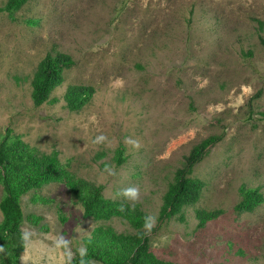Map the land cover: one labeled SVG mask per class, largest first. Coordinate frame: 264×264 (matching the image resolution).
I'll list each match as a JSON object with an SVG mask.
<instances>
[{
    "label": "rangeland",
    "instance_id": "obj_1",
    "mask_svg": "<svg viewBox=\"0 0 264 264\" xmlns=\"http://www.w3.org/2000/svg\"><path fill=\"white\" fill-rule=\"evenodd\" d=\"M56 52L74 65L35 106L34 72ZM82 84L95 93L71 111L65 93ZM7 133L57 152L72 178L103 186L106 198L139 205L159 258L264 264V200L236 209L247 190L264 198V0H29L0 12V142ZM210 136L219 141L192 173L204 182L200 199L160 220L176 171ZM132 186L135 200L122 194ZM22 208L20 264H68L100 224L134 232L119 217H85L66 181L31 190ZM199 209L221 213L199 227Z\"/></svg>",
    "mask_w": 264,
    "mask_h": 264
},
{
    "label": "trees",
    "instance_id": "obj_2",
    "mask_svg": "<svg viewBox=\"0 0 264 264\" xmlns=\"http://www.w3.org/2000/svg\"><path fill=\"white\" fill-rule=\"evenodd\" d=\"M29 0H7L0 5V12L14 14ZM74 65L72 57L63 52L48 53L38 63L32 78V102L41 106L51 98L52 92L65 80V71ZM95 88L87 85H70L65 93V101L71 111H79L89 102ZM219 141L218 136H210L195 145L183 168L176 171L163 197L160 220L178 216L183 208L195 204L201 196L204 182L192 175L194 167L200 163L209 148ZM122 162V161H120ZM0 184L3 197L0 201L2 220L0 222V264H20V256L25 248L22 224L24 211L22 197L30 192L56 182L66 181L73 195L82 203L85 217L96 221H107L113 217L126 220L134 229L132 233L117 232L112 226L98 225L85 238L86 255L77 252L68 264H179L159 258L151 251L148 234V214L139 205L121 204L105 197L103 186L84 179L72 178L57 152H42L20 137L7 133L0 142ZM259 190H247L245 199L236 209L239 212L253 211L263 202ZM220 210L199 209V227L216 218ZM183 218V216H181Z\"/></svg>",
    "mask_w": 264,
    "mask_h": 264
},
{
    "label": "clouds",
    "instance_id": "obj_3",
    "mask_svg": "<svg viewBox=\"0 0 264 264\" xmlns=\"http://www.w3.org/2000/svg\"><path fill=\"white\" fill-rule=\"evenodd\" d=\"M99 139H103V137L99 138ZM138 146V145H136ZM123 196L132 200H135L138 198V189L134 186L132 187H128L126 189L123 190L122 192ZM148 219H152L151 217H149ZM148 227H151V225L149 224ZM3 249L0 248V251H2ZM81 252V256L83 257L84 255H86V249L81 248L80 250ZM24 259V257H22V260ZM81 264H83V260L81 262Z\"/></svg>",
    "mask_w": 264,
    "mask_h": 264
}]
</instances>
